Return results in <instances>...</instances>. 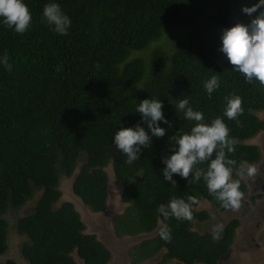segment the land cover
I'll list each match as a JSON object with an SVG mask.
<instances>
[{"label":"trees","instance_id":"trees-1","mask_svg":"<svg viewBox=\"0 0 264 264\" xmlns=\"http://www.w3.org/2000/svg\"><path fill=\"white\" fill-rule=\"evenodd\" d=\"M23 2L32 16L26 32L0 23V54L7 52L12 64L11 71L0 65V256L7 254L13 230L24 238L19 250L28 264H78L74 252L84 264H109L111 251L96 235L85 233L72 203H60V182L73 177L74 194L92 212L102 213L111 167L123 188L122 201L129 205L116 218L115 234L146 238L131 251L133 264L159 254L154 264H219L240 221H230L218 239L193 230L194 221L210 218L195 209L201 200L220 212L227 209L191 173L188 179L172 174L176 186L165 181L163 160L171 154L173 138L196 123L175 107L186 95L192 108L203 113V122L220 117L228 127L235 150L226 155L237 162L232 178L240 174L238 166L260 162L259 148L246 142L264 131L257 116L264 111V85L246 82L219 50L222 30L247 24L241 8L256 2L55 0L71 19L67 35L42 22V9L51 0ZM168 35L171 44L163 45ZM217 74L220 86L209 96L203 82ZM230 95L241 98L236 119L224 115ZM150 98L161 100L169 123L158 122L165 134L151 137L139 158L128 163L112 144L113 136L136 124L148 132L135 110ZM207 164L196 167L206 169ZM239 190L246 191L242 182ZM174 198L190 203V220L157 211ZM162 228L170 230V240L161 238Z\"/></svg>","mask_w":264,"mask_h":264},{"label":"clouds","instance_id":"clouds-1","mask_svg":"<svg viewBox=\"0 0 264 264\" xmlns=\"http://www.w3.org/2000/svg\"><path fill=\"white\" fill-rule=\"evenodd\" d=\"M241 11L249 17V22L235 23L231 27L224 28L220 35L219 50L234 66L232 70L243 74L246 82L256 80L264 85V0H256L251 6H243ZM42 18V22L46 23L53 32L68 34L71 19L55 0L44 5ZM31 20V13L23 0H0V23L22 34L30 27ZM0 65L5 70L11 71L12 64L9 62L7 52L0 54ZM219 86L218 74L212 75L203 82V88L209 96ZM175 107L183 113L186 120L196 123L189 132L173 138L171 154L163 160L164 180L176 186L172 174L188 179L191 173L194 182L201 178L204 180L209 194L213 195L223 208L239 209L243 193L239 190V182L232 180L233 166L237 162L226 155V152L232 153L235 150V140L229 136L228 127L220 117L210 123L203 122V113L192 108L186 95L178 99ZM135 112L147 124L148 132L140 124H136L134 127L119 128L112 139V144L126 154L128 163L139 158L141 147L147 146L151 137H162L165 134V129L160 127L158 122L169 123L162 115V102L159 99L141 100ZM241 112V98L238 95H230L227 98L224 115L228 119H236ZM213 153H215L214 158ZM205 161H208L206 169L196 167ZM236 170L241 175L248 176L256 172L254 165H249L247 168L240 165ZM69 179L72 181V186L73 177ZM74 196L84 204L78 196L75 194ZM187 199L189 202H195L192 196ZM189 202L174 198L167 205L160 204L157 211L164 217L172 215L176 219L190 220L192 212ZM221 228L222 225L215 226L217 233ZM160 235L165 240L171 239L168 228H162Z\"/></svg>","mask_w":264,"mask_h":264},{"label":"rangeland","instance_id":"rangeland-1","mask_svg":"<svg viewBox=\"0 0 264 264\" xmlns=\"http://www.w3.org/2000/svg\"><path fill=\"white\" fill-rule=\"evenodd\" d=\"M256 2V0H254ZM171 36L165 37L163 45L171 44ZM260 120L264 121V111L257 113ZM255 145L261 153L260 162L255 165L256 172L251 175L238 174L236 179L232 180L242 182L246 191L241 198V206L239 209L231 208L220 212L215 206L205 200H201L197 207L198 211H205L210 218L203 222L194 221L193 230L200 234L210 233L215 239H218L225 226L237 219L240 226L235 234V241L229 253L224 256L219 264H264V131H261L253 139L246 142ZM248 167V166H247ZM109 199L107 208L102 213H92L89 209L77 199L72 191L71 179L63 178L60 183V191L62 199L60 203L70 202L79 212L82 221L86 225V234L96 235L97 238L105 244L111 251L112 259L109 264H133L130 253L133 248L142 240L146 239L133 237L119 238L115 234L116 218L124 214L128 204L122 201V186L117 182L113 174L112 168L109 167ZM35 202L28 203L26 211H31ZM216 225H222V228L215 230ZM24 238L18 236L15 231H10L9 249L7 254L0 256V264H4L7 260H14L18 264H28L20 254L19 246L23 243ZM72 257L78 264H84L77 254L74 252ZM162 254H159L151 260L139 264H154L160 261ZM169 264H181L177 261H171Z\"/></svg>","mask_w":264,"mask_h":264},{"label":"flooded vegetation","instance_id":"flooded-vegetation-1","mask_svg":"<svg viewBox=\"0 0 264 264\" xmlns=\"http://www.w3.org/2000/svg\"><path fill=\"white\" fill-rule=\"evenodd\" d=\"M239 226H240V224H239ZM238 228H239V227H238ZM238 228H237V229H238ZM237 229H236V231H237ZM235 234H236V233H235ZM234 241H235V239H234ZM232 246H233V245H232ZM154 258H155V257H154ZM155 263H156V262H155Z\"/></svg>","mask_w":264,"mask_h":264}]
</instances>
